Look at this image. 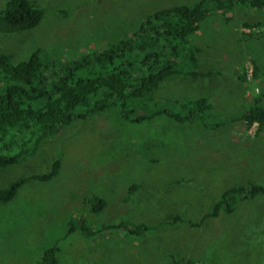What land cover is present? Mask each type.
<instances>
[{
	"label": "rangeland",
	"instance_id": "374dc122",
	"mask_svg": "<svg viewBox=\"0 0 264 264\" xmlns=\"http://www.w3.org/2000/svg\"><path fill=\"white\" fill-rule=\"evenodd\" d=\"M30 1L44 18L33 30L0 34V51L20 60L42 47L60 64L129 37L160 10L201 0ZM208 6L194 46L201 49V68L214 74L169 79L153 96L161 104L178 102L177 111L186 100L207 97L213 109L204 121L182 124L163 115L137 124L110 109L49 135L31 157L0 170L4 188L62 162L58 176L28 182L14 201L0 205V264H38L54 246L60 264H186L176 261L189 258L191 264H264L261 196L238 197L233 212L200 227L187 223L201 222L231 188L264 185V130L241 120L259 95L264 107V40L245 35L264 32V11L239 5L223 14ZM252 59L261 67L257 78ZM142 107L136 111L145 114ZM145 109L154 111V102ZM94 196L107 202L102 213L85 201ZM177 215L186 223L164 225ZM81 219L150 229L138 235L120 228L101 237L71 232Z\"/></svg>",
	"mask_w": 264,
	"mask_h": 264
},
{
	"label": "trees",
	"instance_id": "16d2710c",
	"mask_svg": "<svg viewBox=\"0 0 264 264\" xmlns=\"http://www.w3.org/2000/svg\"><path fill=\"white\" fill-rule=\"evenodd\" d=\"M211 3L223 14L224 9L239 5L264 11V0H201L193 6L180 5L160 10L147 16L129 37L101 45L81 57L66 58L60 64H56L55 58L48 56L42 47L20 60L12 52L0 51V170L25 161L37 151L41 141L59 133L75 120H87L110 109H116L122 119L137 124L163 115L182 124L196 119L204 121L203 118L213 109L207 97L186 100L177 111L175 104L179 105L178 102L167 100L161 104L153 96L169 79L190 77L196 81L214 74L201 68V49L194 46L196 36L210 16L208 4ZM43 18L44 10L34 2L7 0L5 8L0 9V34L33 30ZM244 25L253 29L255 24ZM245 35L264 40V32ZM253 63L257 78L261 67L255 60ZM148 101L154 102L151 113L145 109L148 108ZM261 102L259 95L254 105L241 117L248 127L257 124L260 132L264 130V107ZM137 104L144 107L140 110L145 114L136 111ZM61 166V159L58 158L48 172L33 173L0 188V205L14 201L20 189L30 181L52 180L58 176ZM137 188L133 185L130 192ZM241 196L244 199L261 196L264 204V185L231 188L201 222L187 223L200 227L203 221L217 217L221 212L231 213ZM85 201L94 213H102L107 207V202L97 196ZM182 222L186 223L177 215L164 225L173 226ZM125 225L107 223L99 227L90 226L81 219L79 228L75 226L70 231L101 237L120 228L126 229L128 234L138 235L150 229L144 224L134 229L125 228ZM159 227H154V230ZM58 251L57 246L48 248L38 264H60ZM192 260L182 259L176 263L191 264Z\"/></svg>",
	"mask_w": 264,
	"mask_h": 264
}]
</instances>
